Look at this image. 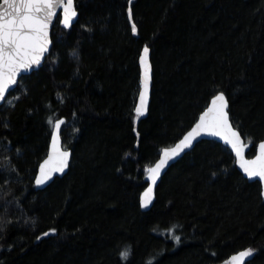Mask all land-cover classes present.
Segmentation results:
<instances>
[{
  "label": "trees",
  "instance_id": "1",
  "mask_svg": "<svg viewBox=\"0 0 264 264\" xmlns=\"http://www.w3.org/2000/svg\"><path fill=\"white\" fill-rule=\"evenodd\" d=\"M57 20L43 65L0 105V264H227L246 250L264 264V198L221 143L202 140L173 164L153 206L145 169L223 92L229 116L264 139V0H75ZM152 92L134 112L139 56ZM72 149L68 173L34 177L53 122Z\"/></svg>",
  "mask_w": 264,
  "mask_h": 264
},
{
  "label": "water",
  "instance_id": "2",
  "mask_svg": "<svg viewBox=\"0 0 264 264\" xmlns=\"http://www.w3.org/2000/svg\"><path fill=\"white\" fill-rule=\"evenodd\" d=\"M78 18L75 0H0V105L19 79L39 69L52 49L51 32L58 20L70 29ZM150 48H142L139 56L140 80L134 112L145 117L152 92ZM229 102L218 92L208 102L191 127L173 144L163 147L158 158L145 171V187L140 194V208L153 206L156 189L169 168L202 140H213L227 147L235 158V167L249 182L258 181L264 198V139L259 141L253 156L247 154L253 143L247 141L232 123ZM65 117L53 122L47 153L38 165L33 183L35 190H44L56 178H62L72 160V149L64 145L61 131ZM249 251L235 253L232 264H246Z\"/></svg>",
  "mask_w": 264,
  "mask_h": 264
},
{
  "label": "rangeland",
  "instance_id": "3",
  "mask_svg": "<svg viewBox=\"0 0 264 264\" xmlns=\"http://www.w3.org/2000/svg\"><path fill=\"white\" fill-rule=\"evenodd\" d=\"M65 146H66V145H65ZM227 264H232V260H230L229 263H227Z\"/></svg>",
  "mask_w": 264,
  "mask_h": 264
}]
</instances>
